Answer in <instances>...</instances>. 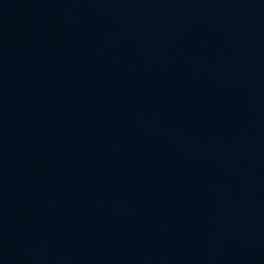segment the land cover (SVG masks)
<instances>
[{"label": "water", "instance_id": "95a60500", "mask_svg": "<svg viewBox=\"0 0 264 264\" xmlns=\"http://www.w3.org/2000/svg\"><path fill=\"white\" fill-rule=\"evenodd\" d=\"M0 264H264V0H0Z\"/></svg>", "mask_w": 264, "mask_h": 264}]
</instances>
